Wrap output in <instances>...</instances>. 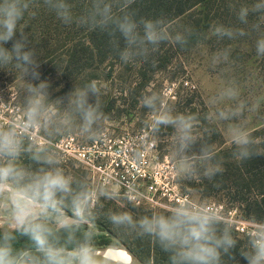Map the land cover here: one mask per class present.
Segmentation results:
<instances>
[{"label":"clouds","instance_id":"1","mask_svg":"<svg viewBox=\"0 0 264 264\" xmlns=\"http://www.w3.org/2000/svg\"><path fill=\"white\" fill-rule=\"evenodd\" d=\"M133 3L82 0L76 12L71 0H0V70L14 74V83L17 78L21 81L16 98L22 111L18 122L0 124V220L6 225L0 228V264H112L109 251L113 247L125 252L121 264H136L123 246L128 238L149 240L166 254L167 264H241V260L264 264V222L255 223L240 244L232 227L203 204L185 200L166 213L140 215L105 210L102 201L120 199L115 189L67 172L63 154L49 143L69 134L95 140L107 117L95 80L75 83L64 96L51 98V85L40 79L41 62L24 23L26 17L35 18L40 8L64 25L105 33L113 53L125 65L155 64L162 45L182 50L190 45L202 47L209 35L217 41L253 38L256 55L264 58V0L241 4L235 10L238 25L215 23L208 35L188 26L173 27L164 16H139L131 8ZM209 67L224 76L208 101L211 111L204 119L209 127L202 129L198 114L178 111L158 91L139 98L148 115L144 127L152 137L171 129L172 160L180 177L189 181L213 180L223 172L222 159L210 142L217 125L224 126L235 160L264 156V146L250 132L247 119L248 113L258 112L259 103L244 96L231 75V49H218ZM11 99L10 92L7 101L0 97V107ZM41 136L47 139L37 143ZM134 158L139 159L138 152ZM101 219L119 237L104 250L97 245Z\"/></svg>","mask_w":264,"mask_h":264},{"label":"rangeland","instance_id":"2","mask_svg":"<svg viewBox=\"0 0 264 264\" xmlns=\"http://www.w3.org/2000/svg\"><path fill=\"white\" fill-rule=\"evenodd\" d=\"M251 2L252 0H213L211 3L201 5L185 15V17L175 23V27H191L194 21L201 19L200 28H204L202 33L208 35L211 26L215 23L236 26L238 25V21L235 10L241 4ZM225 47L231 49V58L234 61L231 75L239 81L243 95L259 103L258 112L247 114L249 130L252 134L254 132L263 133L264 58L256 55L253 38L241 37L237 40L225 39L223 41H217L210 35L202 47L194 46L191 50L176 54L173 62L168 65L167 70L158 72L154 76L151 75L148 80H141L130 71H124L123 66H116L114 70H110V66L106 64L102 67L101 72H96L94 80L102 90L101 102L107 117L103 122L101 131L109 129L111 132L115 131L117 134H121L124 132L135 133L146 129L144 127V121L148 118V115L141 108L139 98L141 94L151 91H158L167 104L174 105L180 112L198 114L202 129L209 127L208 122L204 119L206 114L211 111V106L208 101L222 86L224 80V76L219 70L213 71L210 69L209 61L212 54L218 49ZM92 75V73H88L86 81H91ZM35 82L37 83L39 81ZM20 84L11 86L6 92L8 96L4 98L8 99L10 92L12 99L9 105L0 107V124L7 125L11 122H18L22 118L21 107L16 102V92ZM130 90L132 92L131 94ZM50 91L52 99L64 96H59L56 90L52 88H50ZM114 99H116L117 103L113 109H110ZM107 100L110 104L104 105V102ZM146 130L150 134V130ZM170 133L171 129L164 130V134L153 137V139L158 144L160 155H167L172 158L170 152ZM79 139L81 138L79 137ZM258 139L261 142L264 139V134L259 135ZM210 142L215 145L218 158L222 159L224 172V165L226 163L237 160L231 155L232 143L227 138L223 125L216 126V132L211 135ZM63 167L74 176H87L90 182H92L89 173L78 163L73 161L63 162ZM180 181L186 187L184 189L182 186L183 190L190 193L195 201L205 203L214 200L225 203L228 208L235 207L234 204L236 203L232 202L234 194L230 190H217L208 193L203 187L195 188L196 185L201 183L199 178L189 181L180 177ZM102 204L105 210L109 208L113 210H126L137 215L151 212L150 210L133 207L121 196L120 199L115 201H102ZM240 213L242 214L241 211ZM98 224L106 227V229L119 239L117 233L107 221L101 219L98 221ZM5 226L3 220H0V228ZM236 237L239 242L242 241L240 244H243L247 239L239 236L237 233ZM115 241L103 229L98 227V247L110 244L114 245ZM123 245L130 250L132 248L139 250L143 254L144 262L154 264V246L149 240L128 238L124 240ZM149 255L150 258L148 257ZM241 264H245V262L241 260Z\"/></svg>","mask_w":264,"mask_h":264},{"label":"trees","instance_id":"3","mask_svg":"<svg viewBox=\"0 0 264 264\" xmlns=\"http://www.w3.org/2000/svg\"><path fill=\"white\" fill-rule=\"evenodd\" d=\"M212 1L134 0L131 8L135 9L139 16L149 19L164 16L175 27V23L185 15ZM71 2L74 4L75 11L79 12L82 0H71ZM201 21V19L194 21L191 28L202 33L204 28H200ZM24 23L26 25L25 31L28 33L31 44L36 49L38 59L41 62L39 68L40 79L47 80L59 96L71 91L75 83L83 84L87 82L86 76L88 73L93 74L92 80H94L95 73L101 72L102 67L106 64L110 66V70H114L116 66H123L124 71H130L141 80H148L151 75L154 76L158 72L167 70L176 54L194 48L193 45H190L187 49L182 50L171 44H165L155 54V64L137 62L125 65L113 53L109 44V37L105 33L88 31L74 24L71 26L64 25L53 14L43 8L38 10L35 18L26 17ZM7 46L10 47V43ZM14 80V74L0 70V97L5 101H7V98L4 97L8 96L6 92L9 87L21 83L18 78L15 83ZM16 102L20 105L17 98ZM116 103L117 101L114 99L110 109H113ZM106 104H110V102L107 100L104 102V105ZM261 134H264V132H254L253 136L260 140L258 136ZM260 144L264 146V139ZM224 167L225 171L218 174L213 180L199 178L201 183L196 185L195 188L203 187L208 193L217 190H230L234 194L232 202L236 203L234 205L242 212L243 217L262 223L264 221V156L253 157L243 162L226 163ZM181 185L186 189L182 183ZM233 233L236 237L234 230ZM153 246L154 264H167L166 254L161 252L155 245ZM131 250L143 260V254L139 250L133 248ZM148 257L150 258V255Z\"/></svg>","mask_w":264,"mask_h":264},{"label":"built area","instance_id":"4","mask_svg":"<svg viewBox=\"0 0 264 264\" xmlns=\"http://www.w3.org/2000/svg\"><path fill=\"white\" fill-rule=\"evenodd\" d=\"M45 140L42 136L37 143ZM49 143L63 154V162L78 163L89 173L93 184L110 186L135 208L167 212L185 200L203 204L245 238L258 223L245 219L237 207L228 208L214 200L195 201L183 190L172 158L160 155L157 142L146 129L121 134L106 129L97 139L87 142L69 134ZM137 152L139 159L134 158Z\"/></svg>","mask_w":264,"mask_h":264},{"label":"water","instance_id":"5","mask_svg":"<svg viewBox=\"0 0 264 264\" xmlns=\"http://www.w3.org/2000/svg\"><path fill=\"white\" fill-rule=\"evenodd\" d=\"M98 226H100L102 229H104L105 231H106V233L110 236V237H112L114 240H117L118 238L115 236V235H113L108 229H106V227H104L103 225H98ZM111 245V244H110ZM110 245H104V246H101V247H99L101 250H104V249H106V248H108ZM124 246V245H123ZM124 248H126V250H127V252L129 253V254H131L134 258H135V261H136V264H150V263H147V262H144L142 259H140L132 250H130L129 248H127V247H125L124 246ZM112 249H118L119 250V248H115V247H113ZM112 264H121V262L120 261H117V260H114V259H112Z\"/></svg>","mask_w":264,"mask_h":264},{"label":"bare ground","instance_id":"6","mask_svg":"<svg viewBox=\"0 0 264 264\" xmlns=\"http://www.w3.org/2000/svg\"><path fill=\"white\" fill-rule=\"evenodd\" d=\"M109 255L111 256L112 259L120 261V262L126 259L125 252L118 250V249H111L109 251Z\"/></svg>","mask_w":264,"mask_h":264}]
</instances>
